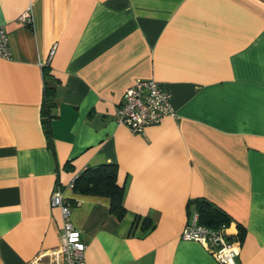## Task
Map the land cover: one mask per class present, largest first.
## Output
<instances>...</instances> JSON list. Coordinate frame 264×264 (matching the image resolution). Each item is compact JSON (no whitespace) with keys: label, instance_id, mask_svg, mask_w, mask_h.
<instances>
[{"label":"crops","instance_id":"0c3cea01","mask_svg":"<svg viewBox=\"0 0 264 264\" xmlns=\"http://www.w3.org/2000/svg\"><path fill=\"white\" fill-rule=\"evenodd\" d=\"M0 26V264L60 245L57 187L86 264H220L182 238L198 198L230 217L236 264H264V0H0ZM139 78L175 116L134 134L116 113ZM100 164L116 166L121 218L109 197L70 187Z\"/></svg>","mask_w":264,"mask_h":264},{"label":"built area","instance_id":"2783aa9c","mask_svg":"<svg viewBox=\"0 0 264 264\" xmlns=\"http://www.w3.org/2000/svg\"><path fill=\"white\" fill-rule=\"evenodd\" d=\"M17 21L24 25L31 22L30 13L23 12ZM54 53V46L49 51L48 59ZM0 58L10 59L8 34L0 26ZM167 115L175 116L170 94L153 79H136L123 94V101L116 113L117 122L128 127L134 134L142 133L144 128L154 125ZM71 180L70 187H73ZM51 205L60 208L63 217L62 237L59 246L40 251L24 264H86L84 251L86 244L81 233L71 221L72 202L57 187L51 195ZM225 228H209L197 223V216L182 231V238L194 240L207 246L220 264H236L239 242L229 238Z\"/></svg>","mask_w":264,"mask_h":264},{"label":"trees","instance_id":"16d2710c","mask_svg":"<svg viewBox=\"0 0 264 264\" xmlns=\"http://www.w3.org/2000/svg\"><path fill=\"white\" fill-rule=\"evenodd\" d=\"M55 80L48 72L45 73L44 101H43V124L46 128L49 121V111L54 106ZM116 166L111 164H100L96 167H87L75 177L73 188L81 193L91 195H105L110 198V210L121 218L125 208L122 202L123 187L116 179ZM197 223L209 228H226L230 223V217L219 207L209 200L198 198L192 202ZM243 230L239 228V234Z\"/></svg>","mask_w":264,"mask_h":264}]
</instances>
